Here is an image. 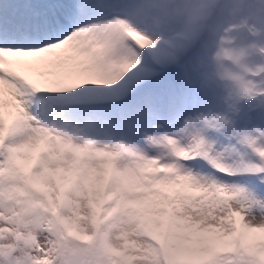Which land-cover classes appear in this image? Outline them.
<instances>
[{"label": "snow or ice", "instance_id": "obj_1", "mask_svg": "<svg viewBox=\"0 0 264 264\" xmlns=\"http://www.w3.org/2000/svg\"><path fill=\"white\" fill-rule=\"evenodd\" d=\"M141 6L0 0V264H264V65L210 80Z\"/></svg>", "mask_w": 264, "mask_h": 264}, {"label": "bare ground", "instance_id": "obj_2", "mask_svg": "<svg viewBox=\"0 0 264 264\" xmlns=\"http://www.w3.org/2000/svg\"><path fill=\"white\" fill-rule=\"evenodd\" d=\"M151 1L142 0L141 6L148 29L151 27L152 15L145 10V6ZM159 3L161 6H166L163 17L171 24V27L149 31L155 38L167 39L179 46L185 45L188 37L194 38L198 31L201 30V33L204 31L202 36L197 37V44L207 40L208 42L204 45L207 46L208 51H204V56H200L195 61L194 67L206 78L220 81L231 75H245L248 79H257L248 75L245 70L264 65L263 7L248 0H175L173 2L166 0ZM200 5H212L209 10L210 15L200 17L198 15ZM152 10L159 11L156 8ZM183 20L185 21L182 22ZM227 33L230 36H227ZM219 41L222 47L218 51L216 46ZM211 57L221 59L224 63L216 60L209 61ZM237 57L250 61L252 64L237 63ZM259 79L264 80V74H261ZM223 86L230 87L228 84ZM261 87H264V84H261Z\"/></svg>", "mask_w": 264, "mask_h": 264}, {"label": "rangeland", "instance_id": "obj_3", "mask_svg": "<svg viewBox=\"0 0 264 264\" xmlns=\"http://www.w3.org/2000/svg\"><path fill=\"white\" fill-rule=\"evenodd\" d=\"M162 1H166V0H152L148 5L145 6V10L148 13H151V15H152L151 16L152 21H151V25H150L151 27H149L150 28L149 30L156 29V28L157 29L158 28L164 29V28L171 27V24L169 22H166V18L163 17L164 12H166V6H164V5L161 6V4L159 2H162ZM167 1L173 2L175 0H167ZM248 2H252L253 4H256L257 6H260V7L264 8V0H248ZM150 5H153V6H150ZM155 8L158 9L159 11L156 12V11L152 10V9H155ZM184 21L185 20H183L182 22H184ZM178 23H180V22H178ZM262 25H263V28H264V24H262ZM158 32H160V31L158 30ZM200 33H201V30L196 33L194 38L188 37L187 40H186L187 43L197 39V37L199 36ZM227 36H230V34L227 33ZM203 47H204L203 51L200 54V56H202V57L204 56L203 52L204 51H208L207 46L204 45ZM221 47H222V43H221V41H219L218 46H216V49L219 51V49ZM218 54L220 55V52H218ZM213 60L219 61L220 63H224V61L221 60V59L212 58V57L209 58V61H213ZM237 63H243V64L249 63V64H252V62L247 61V60L244 61L240 57L239 58L237 57Z\"/></svg>", "mask_w": 264, "mask_h": 264}]
</instances>
